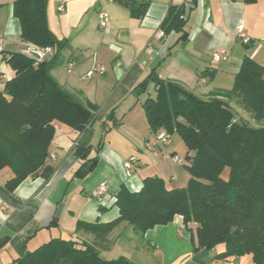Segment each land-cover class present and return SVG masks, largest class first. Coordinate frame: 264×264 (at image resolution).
I'll list each match as a JSON object with an SVG mask.
<instances>
[{"label":"crops","instance_id":"1","mask_svg":"<svg viewBox=\"0 0 264 264\" xmlns=\"http://www.w3.org/2000/svg\"><path fill=\"white\" fill-rule=\"evenodd\" d=\"M14 1L0 0V52H20L30 46L20 38ZM146 1L149 7L141 19L131 17L127 6L114 0L47 1L48 28L64 43L46 56V62L52 61L49 76L68 95L82 104L90 102L97 110L82 133L55 123L49 146V162L55 170L49 181L29 178L10 193L5 184L13 174L8 168L0 170V264H14L51 239L72 235L91 242V234L76 231V222L115 219L118 210L112 201L121 186L138 192L143 180L154 177L164 180L169 189L187 186L183 142L172 140L154 151L146 147L155 133L142 104L155 97L153 78L177 83L186 92L206 98L214 90L232 87L245 56L264 68V0L252 4L243 0ZM170 6H184V41L174 32L159 35ZM100 11L109 16L105 28L99 26ZM239 25L252 39L250 50L235 34ZM216 54L224 57L217 61ZM1 58L0 90L13 76ZM69 62L74 63L70 71L66 70ZM95 63L105 71L86 78ZM144 81L147 85L141 91L137 87ZM77 144L88 147L86 159L76 155ZM132 158L136 169L127 177L123 165ZM94 162V169L86 173ZM102 182L107 189L98 196ZM192 238L194 226L185 228L180 216L143 236L122 223L109 234L107 251H114L112 259L125 257L135 264H253L250 256L237 258L238 263L217 262L219 248L200 250Z\"/></svg>","mask_w":264,"mask_h":264},{"label":"trees","instance_id":"2","mask_svg":"<svg viewBox=\"0 0 264 264\" xmlns=\"http://www.w3.org/2000/svg\"><path fill=\"white\" fill-rule=\"evenodd\" d=\"M47 1L15 0L13 16L23 42L58 51L64 43L48 28ZM114 1L127 6L135 19L144 17L149 7L146 0ZM184 15V6H170L159 25L163 36L174 32L184 41ZM244 47L252 49V39ZM0 55L13 72L0 90V170L8 168L13 174L5 184L11 193L29 178L49 181L55 170L49 162L55 123L82 133L97 107L78 102L50 78L52 61L23 51ZM240 63L229 90H214L200 98L177 83L159 79L154 82L155 97L142 104L153 133L164 130L184 143L189 174L185 188L169 189L158 177L143 180L138 192L121 186L112 201L118 210L115 219L76 222V231L91 234V242L72 235L51 239L14 264H135L125 257L105 260L99 256L110 248L108 236L113 228L126 223L143 236L156 226L165 227L176 216L185 228L194 226L192 239L198 249H220L217 262L250 256L253 264H264V68L248 56ZM146 85L144 81L137 88L142 91ZM232 103L249 118L234 112ZM88 151L84 144H77L75 153L86 159ZM94 167L95 162L86 173Z\"/></svg>","mask_w":264,"mask_h":264},{"label":"built area","instance_id":"3","mask_svg":"<svg viewBox=\"0 0 264 264\" xmlns=\"http://www.w3.org/2000/svg\"><path fill=\"white\" fill-rule=\"evenodd\" d=\"M62 10V8H59ZM98 20H99V26L101 28H105L108 25L109 22V16L105 11H100L98 13ZM236 36L241 40L243 44H247L249 42V38L243 33V28L241 25L237 26L236 31H235ZM161 37H163V33H159ZM24 53H26L29 56L35 57L38 60H45L46 61V56L50 55L52 53V48L51 47H36V46H28L22 50ZM224 57L223 54H216L215 59L218 61ZM74 67L73 62H69L67 65L68 71H70ZM105 71V68L98 65V64H93L92 68L88 70V72L85 74L86 78H90L95 74H101ZM172 142L171 135L166 133L164 130H159L158 132L155 133L154 137L149 140L146 144V147L150 151H154L156 147H159V145L163 146H169ZM175 161H178V158H174ZM124 172L127 177L132 174L133 171H135L136 166H135V160L129 159L126 161L123 165ZM106 184L105 183H100L98 186V189L96 191V195L98 196H103L106 192Z\"/></svg>","mask_w":264,"mask_h":264},{"label":"rangeland","instance_id":"4","mask_svg":"<svg viewBox=\"0 0 264 264\" xmlns=\"http://www.w3.org/2000/svg\"><path fill=\"white\" fill-rule=\"evenodd\" d=\"M50 56H51V55H50ZM235 106H236V105H234V104L232 105V107H233V109H234V112H237V113H239V115H241V114H242V113H240L241 110L239 111V108H240V107H238V106L235 107ZM238 111H239V112H238ZM172 140H173V142H177V141L182 142L181 139H180L176 134H173V135H172ZM227 174H228V171L226 170V171L223 172L222 176H223L224 178H226V177H227ZM113 254H114V251H111V253H110L109 251H107V252H106V251H105V252L102 251L100 256H101V257H110V258H108V259H112ZM103 259H104V258H103ZM105 259H106V258H105Z\"/></svg>","mask_w":264,"mask_h":264},{"label":"water","instance_id":"5","mask_svg":"<svg viewBox=\"0 0 264 264\" xmlns=\"http://www.w3.org/2000/svg\"><path fill=\"white\" fill-rule=\"evenodd\" d=\"M152 80L156 81V80H158V79H156V78H153ZM235 262H236V263H238V262H239V260H238V259H235Z\"/></svg>","mask_w":264,"mask_h":264}]
</instances>
